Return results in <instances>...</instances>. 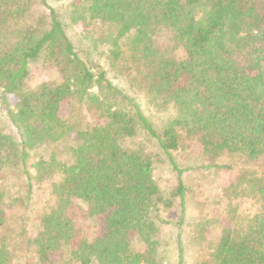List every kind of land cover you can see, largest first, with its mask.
<instances>
[{
	"label": "trees",
	"instance_id": "trees-1",
	"mask_svg": "<svg viewBox=\"0 0 264 264\" xmlns=\"http://www.w3.org/2000/svg\"><path fill=\"white\" fill-rule=\"evenodd\" d=\"M32 63L58 77L32 86ZM0 104V264H163L187 173L234 165L250 168L224 194L257 207L216 260L264 264V0H0Z\"/></svg>",
	"mask_w": 264,
	"mask_h": 264
},
{
	"label": "rangeland",
	"instance_id": "rangeland-1",
	"mask_svg": "<svg viewBox=\"0 0 264 264\" xmlns=\"http://www.w3.org/2000/svg\"><path fill=\"white\" fill-rule=\"evenodd\" d=\"M57 4H63L64 0H56ZM64 20L68 25L69 32L79 36L82 29L70 22L68 9L62 11ZM88 37L81 35L82 40L91 41V35ZM57 73L46 69L41 63L31 64V74L29 83L35 86L42 81L54 80ZM61 114L68 117L67 103L63 102ZM8 126V117L0 104V124ZM5 128V127H4ZM184 166L199 164L202 159H195L193 156L185 154L180 157ZM250 168L245 165H234L230 170H209L200 169L188 172L187 177V201L184 222H179L182 213L180 207L174 205L169 209H163L161 214L159 240L160 257L163 264H180V248H183L182 264H218L216 260V247L219 236L224 227L230 226L233 222L228 218H243L244 214H252L256 211L257 204L254 200H241L233 197V190H228V195L224 194V189L230 187L237 180L242 169ZM155 176L161 189L167 195L175 188L177 184L176 173L169 168L163 161H158L155 165ZM13 188L17 191V181L13 179ZM12 183H10V186ZM218 197V199H217ZM228 197L234 203H239L238 211H232L228 208ZM230 202V201H229ZM39 207V203L35 205ZM240 222V221H238ZM33 231L32 228H30Z\"/></svg>",
	"mask_w": 264,
	"mask_h": 264
}]
</instances>
